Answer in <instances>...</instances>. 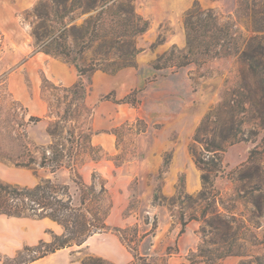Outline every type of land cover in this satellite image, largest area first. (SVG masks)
<instances>
[{"label": "rangeland", "instance_id": "1", "mask_svg": "<svg viewBox=\"0 0 264 264\" xmlns=\"http://www.w3.org/2000/svg\"><path fill=\"white\" fill-rule=\"evenodd\" d=\"M40 1L17 12L6 32L0 0V181L65 186L74 206L95 223L108 225L117 210L116 221L124 226L109 225V231L142 258L136 264H169L171 258L182 264H256L264 257V128L248 109L237 117L240 124L215 121L200 143L194 140L204 118L238 84L237 59L153 68L173 46L185 49L183 19L196 2L248 36L238 18L241 0H135L136 13L149 25L134 39L138 53L132 58L100 56L97 43L79 52L51 14L46 26L52 36L44 40L57 42L37 43L34 9ZM91 15L76 10L62 22L67 30L78 29ZM58 43L71 50L69 58L55 54ZM127 96L137 102L123 103ZM191 147L213 169V191L205 199L204 172ZM31 158L28 167L14 164ZM228 219L235 238L221 227ZM26 248L15 258L0 253V262L23 264L45 250L41 244ZM78 252L86 264H115L85 248Z\"/></svg>", "mask_w": 264, "mask_h": 264}, {"label": "trees", "instance_id": "2", "mask_svg": "<svg viewBox=\"0 0 264 264\" xmlns=\"http://www.w3.org/2000/svg\"><path fill=\"white\" fill-rule=\"evenodd\" d=\"M134 2L135 0H41L34 9L40 23L34 27L33 36L37 43L43 41L44 47L56 41V38L50 42L44 40L52 36L46 26V20L51 14L60 23L61 30H63L61 36L68 32L72 34L75 47H79V52L89 48V43H97L96 53L100 56L109 57L112 54H119L123 58H132L138 53L134 39L145 33L149 25L147 20L136 13ZM76 10H82L83 13L92 12L93 15L80 28L73 26L67 30V23L62 21L69 13ZM238 18L244 21L249 32L248 36L241 34L234 23L224 21L213 10L202 9L196 2L185 13L183 19L187 37L185 49L173 46L170 51L158 57L153 64V68L157 71L167 68L179 70L191 64L203 65L206 58L234 57L237 59L239 63L238 84L226 93L222 103L201 122L194 138L198 143H200V137L209 131L215 121L224 125L230 121L240 124L237 117L248 109L253 112L264 128V0H241ZM73 20V17L69 18V22ZM86 39L88 43H85ZM163 41L160 36L158 44ZM70 53L71 50L67 46L57 44L55 54L69 58ZM76 67L82 74L87 71L86 68H80L78 64ZM122 102L134 105L137 101L130 100L127 96ZM237 135L239 134H232V139H236ZM220 139L227 141L230 138L220 136ZM190 153L204 172L203 191L200 197L205 199L213 191L211 179L213 169L208 162L198 156L196 148L191 147ZM33 163V158L28 162H14L16 166L24 167ZM58 168L60 166L56 169ZM0 214L7 217L38 220L49 218L63 226L65 230L64 235L55 236L54 240L49 243L40 242L45 250L23 264L71 247L73 242L81 246L98 231L111 230L106 224L89 221L81 209L74 206L68 189L50 180L34 187H20L0 181ZM231 224L232 221L229 219L221 221L224 235L235 238L237 234L233 232ZM186 225V221L182 222V233ZM26 250L29 249L26 248ZM141 259L135 255L134 261L130 264H136L137 260ZM255 263L264 264V257H257ZM83 264L86 263L83 261Z\"/></svg>", "mask_w": 264, "mask_h": 264}, {"label": "crops", "instance_id": "3", "mask_svg": "<svg viewBox=\"0 0 264 264\" xmlns=\"http://www.w3.org/2000/svg\"><path fill=\"white\" fill-rule=\"evenodd\" d=\"M36 1L2 0L1 10L4 13L2 28L8 32L11 18H16L19 11L32 8ZM118 214L119 212L114 210L108 226H124L123 222L116 221ZM63 232V227L49 218L35 220L0 216V253L8 258H15L26 247H35L40 242L49 243L53 240V235H62ZM84 248L90 255L106 258L115 264H128L134 260V256L130 254L120 239L108 231L94 234L81 246L67 247L26 264H83L81 258L83 253L78 251ZM75 255L78 257L75 258ZM0 264L3 263L0 262ZM169 264L182 263L171 258Z\"/></svg>", "mask_w": 264, "mask_h": 264}]
</instances>
